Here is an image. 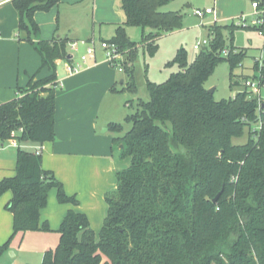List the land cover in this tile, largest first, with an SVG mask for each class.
Wrapping results in <instances>:
<instances>
[{"label":"trees","instance_id":"trees-1","mask_svg":"<svg viewBox=\"0 0 264 264\" xmlns=\"http://www.w3.org/2000/svg\"><path fill=\"white\" fill-rule=\"evenodd\" d=\"M61 1H11L18 31L38 54L39 69L49 74L31 77L17 89V98L0 104L1 142L54 140L57 69L67 60L69 40L33 41L30 33L37 32L34 14ZM169 1L120 0L124 21L108 42L127 55L123 66L131 81L136 44L126 28H139L143 46L153 55L157 40L181 26L179 13L161 11ZM250 1L264 5V0ZM227 25L207 27L212 39L192 62L187 63L184 49L177 50L171 63L178 71L167 80L147 81L149 100L136 101L135 113L126 119L130 130L113 140L122 144L121 155L130 158V165L115 173L116 188L105 195L107 212L98 240L86 215L70 210L57 231L56 248L44 252L41 264H264V108L257 111L256 100L245 90L215 101L205 88L219 63H228L231 79L246 58V51L232 43L229 56H220L226 46L221 29L230 35L237 29ZM260 75L264 84V60ZM129 88L136 93L133 84ZM259 120L263 125L254 139L250 129ZM108 128L121 130L118 124ZM244 135L243 144L233 143ZM15 162V175L0 180V197L11 192L5 209L12 215V233L0 245V257L14 234L50 230L39 218L52 188L59 203L77 204L42 169L40 155L18 146Z\"/></svg>","mask_w":264,"mask_h":264},{"label":"rangeland","instance_id":"rangeland-1","mask_svg":"<svg viewBox=\"0 0 264 264\" xmlns=\"http://www.w3.org/2000/svg\"><path fill=\"white\" fill-rule=\"evenodd\" d=\"M250 4V0L169 1L161 8V11L179 13L182 16L181 26L179 29L164 34L157 40V49L153 55H149L142 44L141 30L137 27H127V37L136 44L135 56L130 65L133 72V81L129 79L125 71L118 72L117 69L112 68L116 73V92L113 94L114 96H108V98L102 100L98 113V124L104 123L106 125L100 131L109 127L110 124L116 123L121 126V130L117 133L109 130L110 132L120 136L128 132L131 123L126 119L136 111V96L131 92L130 84H133L136 88L139 100L148 101L147 81L160 84L167 80L171 74L178 71V65L171 63L177 50L184 49L187 63L192 62L195 55L199 53V51L193 49L194 44L202 40H207L210 43L212 39L208 34L207 27L231 25L230 23L240 15L251 12ZM208 8H213L215 16H206L199 19L193 15L194 10ZM123 20L124 15L120 10V0H62L61 3L48 12H39L34 15L33 21L37 27V32L34 34L31 32L30 35L32 38L40 37L53 40L60 37L61 39L78 41H90L93 37V39H96L93 40L96 43L94 60L96 62L102 58L104 59V51L99 49L98 45L101 38L102 40H111L114 36L115 26L122 23ZM221 31L226 45L223 49H229V45L232 43L236 49L240 48L246 51V58L241 62V66H237L233 70V78L231 79L227 62L223 61L216 66L205 82L207 91L213 89L212 96L215 101L232 98L237 92L243 90L241 84L244 78H253L257 75L256 70L252 69V65L254 59L259 56V50L263 44V39L251 28H237L231 35L228 30L221 29ZM16 36L17 40H24L25 33L17 31ZM29 49L32 50L33 56L38 61L39 57L36 51L31 47ZM83 51L84 46H79L78 53H74L76 61ZM13 52L15 56H20L17 48L12 50ZM126 59L127 55L125 54L124 62ZM61 66H58V73L61 71ZM46 73L45 69H39L38 75L43 77ZM121 80L123 83H120ZM59 88L60 86L57 87V89ZM262 95H264V91ZM16 96H19L18 93ZM109 97L114 100L112 101L111 98L109 100ZM110 101L112 103H109ZM245 141L246 136L244 135L239 139H234L233 143L243 144ZM8 144V141H0V148L1 145L8 147ZM9 151H12L11 156L15 162V149L10 148ZM1 157L2 154L0 153ZM12 170V174H15V164ZM3 178L7 177H2L0 180ZM4 194L0 197V201ZM75 200L77 201V199ZM71 205L76 206V204ZM100 208L102 211L99 219L95 221L96 226H91L96 240H98L106 216L103 212L105 207ZM58 242L59 234L55 231L18 232L11 237L7 251L0 257V264H41L44 252L55 249Z\"/></svg>","mask_w":264,"mask_h":264},{"label":"crops","instance_id":"crops-1","mask_svg":"<svg viewBox=\"0 0 264 264\" xmlns=\"http://www.w3.org/2000/svg\"><path fill=\"white\" fill-rule=\"evenodd\" d=\"M11 1L0 0V104L17 98V89L25 88L31 77L34 76L36 80L49 74L46 70L43 77L38 75L40 58L37 61L33 56L34 53L29 49L33 47L28 42L17 40L19 18ZM32 40L51 39L36 37ZM92 40L96 39L92 37ZM76 41L69 40V43ZM101 41L108 40L101 38ZM16 48L20 56L12 53ZM60 65V88L55 91L54 140L41 145H18L17 142L16 146L1 145L0 179L15 175L12 169L16 163L10 148L15 149L16 156L18 146L30 151L39 147L42 169L52 173L68 197L77 199L76 206L70 203L59 205L57 190L52 188L48 192L47 204L40 212V225L45 222L49 231L57 232L65 215L71 210L85 214L92 229L101 215L100 207H105L103 212L106 214L105 195L116 188L115 173L130 165V158L121 155L122 144L113 141L121 136L110 132L108 127L100 131L106 124H98L102 100L114 96L116 92V73L103 58L72 76L65 75L66 61H61ZM135 96L136 105L139 98L136 93ZM10 198L11 192L7 191L0 201V245L12 232V215L5 209Z\"/></svg>","mask_w":264,"mask_h":264},{"label":"built area","instance_id":"built-area-1","mask_svg":"<svg viewBox=\"0 0 264 264\" xmlns=\"http://www.w3.org/2000/svg\"><path fill=\"white\" fill-rule=\"evenodd\" d=\"M251 12L248 14L240 15L235 21H232L230 24L234 25L237 28H251L254 29L257 34L263 39L262 47L259 50V56L254 59L253 64H256L255 69L257 75L253 78H244L241 86L243 90L248 93V98L255 99L257 102V111L262 109L264 105V95L262 92L264 91V84L261 81V69L263 67L264 60V5H261L257 1H253L250 4ZM214 10L205 9V10H194L193 15L199 19H203L206 16L214 15ZM99 49L104 51V59L108 63L111 68L117 69L118 72H124V56L125 53L119 52L118 48L115 44L110 43L108 41H100L98 43ZM209 45V41L202 40L197 41L193 49L196 51H200L204 47ZM79 46H84V51L79 55V59L76 61L74 58V53H78ZM95 51H96V43L91 40L89 42L86 41H76L68 44V56L66 60V65L64 67L65 75L72 76L80 73L85 68H87L90 63H94L95 60ZM237 50L232 51V53H237ZM230 54V49L226 48L221 51L220 56L223 58H227ZM238 66H241L239 64ZM57 85L60 86V80L57 81ZM241 121H245L244 118H241ZM263 125L262 121H257L254 125H252L250 129V133L253 138L256 139L258 136V132L261 130ZM9 145L16 146L15 140H9ZM35 154H40V148L37 147L34 151Z\"/></svg>","mask_w":264,"mask_h":264},{"label":"water","instance_id":"water-1","mask_svg":"<svg viewBox=\"0 0 264 264\" xmlns=\"http://www.w3.org/2000/svg\"><path fill=\"white\" fill-rule=\"evenodd\" d=\"M68 58H69V56H68ZM208 93H209L210 95H212V93H213V89L209 90ZM262 107L264 108V105H263ZM220 194H221V193H218L217 196L215 197V199H214L213 201H216V199L220 196Z\"/></svg>","mask_w":264,"mask_h":264}]
</instances>
